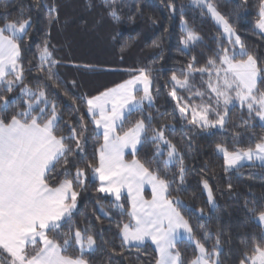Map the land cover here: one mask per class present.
Segmentation results:
<instances>
[{"label":"trees","instance_id":"16d2710c","mask_svg":"<svg viewBox=\"0 0 264 264\" xmlns=\"http://www.w3.org/2000/svg\"><path fill=\"white\" fill-rule=\"evenodd\" d=\"M210 1L264 68V33L257 26L261 0ZM112 7L117 10L118 21L109 15ZM21 12L24 19L30 20L27 35L21 41L23 84L33 90L43 88L49 99L55 100L62 117L58 128L61 134H69V124L79 130L81 116L87 128L88 139L84 145L87 156L82 159L77 154L68 159L85 168L87 175L83 187L76 189L79 196L72 221L81 229L90 227L96 237L95 251L84 253L89 264H155L158 256L149 242L123 245L119 228L129 221L130 205L126 196L120 201L123 209L113 207L114 198L97 191L99 181L91 178V169L85 167V160L95 162L93 154L103 138L97 137L95 125L86 115L84 98L103 92L141 68L150 71L154 97V107L146 105L145 112L152 113L153 127L169 126L165 136L183 156L184 182L179 180L178 160L165 165L167 148L164 145H161L164 155L156 161L152 160L155 147L152 144L139 147L136 156L141 162L151 161L152 167L167 172L169 179L175 178L171 197L183 202L180 210L189 221L193 236L211 251L219 234L221 264H239L246 250L242 241L250 242L262 231L255 216L264 211V164L252 162L228 170L217 145L231 151L255 147L264 141V123L254 114L250 117L246 107L233 105L223 129L200 128L189 123L190 113L187 118H181L177 102L169 95L173 71L179 76L193 57L196 66L201 67L221 45L230 50L233 47L206 9L188 0H0V26L16 20ZM186 29L196 32L201 39L187 46L183 44ZM45 41L57 63L44 64L45 71L41 72L38 48ZM193 83L202 88L199 74ZM259 87L264 90V84ZM6 95L16 100L8 108L11 113L21 105L20 87ZM177 95L187 99L190 93L178 89ZM198 102L199 98L195 100ZM140 115L136 113L129 119L135 120ZM63 178L62 169L57 165L49 183ZM204 180L209 182L216 200L213 208L203 188ZM98 201L107 215L99 211ZM67 230L65 225L60 231ZM177 248L185 264L199 254L196 245L188 239L179 240ZM67 254L80 253L73 247Z\"/></svg>","mask_w":264,"mask_h":264},{"label":"snow or ice","instance_id":"6c2138e0","mask_svg":"<svg viewBox=\"0 0 264 264\" xmlns=\"http://www.w3.org/2000/svg\"><path fill=\"white\" fill-rule=\"evenodd\" d=\"M195 2L206 5L233 47L230 50L221 45L204 66L197 67L193 57L179 76L173 71L169 95L177 102L181 118H187L190 113L189 123L195 126L223 128L228 121L229 106L238 101L242 108H247L250 117L254 114L264 121V90L259 87L264 84V68L259 66L257 57L246 50L228 19L211 3L206 4V0ZM109 15L117 21L120 19L114 7ZM259 15L257 26L264 31V0H261ZM29 24L30 20L24 19L21 12L16 20L0 26V113H3L0 114V257H3L0 264H89L84 253L95 251L96 237L90 227L81 229L72 221L79 196L76 189L83 187L87 175L85 168L68 159L77 154L82 159L87 156L84 148L87 128L81 116L79 130L69 124V134H61L58 128L62 117L55 100L49 99L43 88L33 90L23 84L21 41L27 35ZM200 39L196 32L186 29L182 43L187 46ZM236 46H239L238 52ZM38 55L41 72L45 71L44 64L57 63L52 59L47 41L38 48ZM196 74L201 77L202 88L193 83ZM48 78H52L50 68ZM151 84L150 71L141 68L138 74L115 87L84 98L86 115L95 125L97 137L102 135L103 138L93 154L95 162L85 160V167L91 169L92 178L99 181L97 191L114 197L113 207L123 209L120 201L124 192L127 193L129 221L119 228L123 245H142L150 240L158 254L155 264H185L177 242L182 232L191 238L192 227L179 210L183 202L171 198L175 178L169 179L167 172L152 167L151 161L141 162L136 158L138 147L152 144L155 146L152 160L156 161L164 155L161 148L164 145L167 148L165 165L178 160L179 180L184 182L183 156L165 136L169 126L153 127L152 113L145 112V104L147 108L154 107ZM17 87H20L21 105L9 113V106L15 105L16 100L6 93H12ZM178 89L189 92V97L178 96ZM197 98L201 103H195ZM136 113L141 114L139 118L129 119ZM217 149L223 152L228 168L254 158L264 162V141L257 143L254 149L229 152L222 145H217ZM126 152L133 157L130 161L125 159ZM57 165L64 178L49 183ZM145 185L151 187L150 200L143 195ZM204 188L208 191L209 203H213L207 181ZM97 203L99 211L107 215L103 205ZM256 218L262 231L250 242L242 241L246 250L239 264H264V211ZM65 225L67 232H61ZM219 245V234L211 251L196 241L199 255L187 264H221ZM73 247L79 250V255L67 254Z\"/></svg>","mask_w":264,"mask_h":264},{"label":"rangeland","instance_id":"374dc122","mask_svg":"<svg viewBox=\"0 0 264 264\" xmlns=\"http://www.w3.org/2000/svg\"><path fill=\"white\" fill-rule=\"evenodd\" d=\"M191 4H193V5H199V6H202L203 8H205L206 9V11H207V7H206V5H200V4H198V3H196L195 2V0H188ZM207 3H211L216 9H217V11H219V9L217 8V6L213 3V2H211L210 0H206V4ZM208 12V11H207ZM220 12V11H219ZM221 13V12H220ZM208 14L212 17V15L208 12ZM222 14V13H221ZM223 15V14H222ZM224 16V15H223ZM212 19L214 20V22L218 25V26H220L221 27V29H222V32H223V28H222V26L221 25H219L216 21H215V19L212 17ZM258 25V24H257ZM233 27V26H232ZM233 29H234V27H233ZM235 30V29H234ZM260 30V29H259ZM263 33H264V31H262ZM235 34L236 35H238L239 36V34L237 33V31L235 30ZM223 35H224V37L225 38H227L228 39V37H227V35L223 32ZM240 37V36H239ZM232 39L234 40L235 39V37H232ZM241 39V38H240ZM235 50L238 52L239 51V46H236L235 47ZM136 74H138V73H136ZM136 74H133V75H136ZM132 75V76H133ZM132 76H129L128 78H126L125 80H128V79H130ZM125 80H123V81H121L120 83H122V82H124ZM151 80H152V78H151ZM120 83H118V84H120ZM117 85V84H116ZM116 85H114V86H112V87H115ZM112 87H109V88H112ZM108 88V89H109ZM105 91V90H104ZM151 92H152V84H151ZM100 94V93H99ZM99 94H97V95H99ZM140 94H142V93H140ZM152 95H153V93H152ZM96 96V95H95ZM207 98H205V100H206ZM199 103H201V101L200 102H198L197 104H199ZM233 105H239L240 106V104H239V102L238 101H234L233 102ZM233 105H230L229 106V109L233 106ZM145 107H146V104H145ZM211 119H214L215 117H210ZM263 123H264V121H262ZM224 128V127H223ZM223 128H220V127H215V128H210V129H223ZM223 147H225L224 145H222ZM226 148V147H225ZM251 148H255V147H251ZM138 149H139V147H138ZM239 150H247V149H239ZM228 151L229 152H234V151H238V150H234V151H231V150H229L228 149ZM217 152L219 153V154H221V155H223L224 156V154H223V152H221V151H219L218 149H217ZM133 157H132V155L131 154H129L128 152H126V155H125V159L126 160H128V161H130L131 159H132ZM136 158L138 159V157L136 156ZM252 162H258V163H261V164H264V162H261V161H259V160H256L255 158L252 160V161H248V160H244V161H242L241 162V164L240 165H243V164H246V163H252ZM226 165V164H225ZM239 165V166H240ZM238 167V166H237ZM226 168L228 169V170H231V169H234V168H236V167H232V168H228L227 166H226ZM91 178H92V174H91ZM205 181H207V180H204L203 181V188H204V182ZM207 183H208V185H209V188L211 189V186H210V184H209V182L207 181ZM204 191L206 192V195H207V198H208V191L204 188ZM211 191H212V189H211ZM106 195H109V194H106ZM126 196L127 195V193H126V191L124 192V194H123V196ZM143 195H144V197H145V199H151V187L149 186V185H145V188H144V192H143ZM110 197H113V196H111V195H109ZM212 196H213V203H210V205H211V207L213 208L215 205H216V200H215V197H214V195H213V192H212ZM114 198V197H113ZM172 198V197H171ZM172 199H174V198H172ZM179 210H180V207H179ZM181 211V210H180ZM182 213V212H181ZM183 215V214H182ZM258 216V215H257ZM257 216H255V219H256V221L258 222V219L256 218ZM185 217V216H184ZM185 219H187L186 217H185ZM259 223V222H258ZM181 239H188L190 242H192V243H194L195 245H196V241H198L194 236H193V234H192V237L191 238H189L186 234H184L183 232L181 233V236H180V238L178 239V241L179 240H181ZM146 242H149V243H151L152 244V242L150 241V240H146L144 243H146ZM153 245V244H152ZM154 247H155V245H153ZM206 247V246H205ZM207 248V247H206ZM199 255V254H198Z\"/></svg>","mask_w":264,"mask_h":264}]
</instances>
